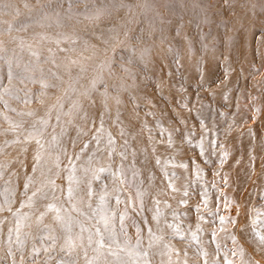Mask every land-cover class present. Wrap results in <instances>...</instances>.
Wrapping results in <instances>:
<instances>
[{
  "label": "rangeland",
  "instance_id": "374dc122",
  "mask_svg": "<svg viewBox=\"0 0 264 264\" xmlns=\"http://www.w3.org/2000/svg\"><path fill=\"white\" fill-rule=\"evenodd\" d=\"M0 5L6 7L0 16L10 20L37 9L24 0ZM107 12L29 32L0 25V232L7 235L0 236V253L12 252L16 264H36L40 254L49 261L55 257L56 248L40 240L53 235L32 231L42 226L41 213L24 217L21 202L27 205L32 195L23 192L29 183L17 174L27 170V155L42 159L34 179H58L52 167L61 166L60 173L66 167L61 150L32 144L53 137V131L32 126L48 119L42 111L57 106V119L85 133L74 144L97 157H75L78 168L99 173L96 195L105 203L97 204L94 231L103 232L107 216L123 241L124 217L130 248L138 254L129 256L115 245L112 250L126 263L264 264V244L257 238L264 236V93L242 97L244 71L259 63L258 41L264 60V0H115ZM58 37L61 46L70 38L80 41L57 58L42 46ZM49 65L60 76L57 83L40 77ZM254 75L263 78L264 68ZM51 80L57 86L48 91L42 85ZM259 84L264 88V81ZM66 127L56 126V135ZM222 146L226 167L219 158ZM152 152L155 160L145 157ZM161 160L165 168L158 166ZM164 179L168 184L157 186ZM14 212L22 214L19 226L17 218L5 222ZM10 229L22 232V239L14 234L10 240ZM62 242L79 246L72 239Z\"/></svg>",
  "mask_w": 264,
  "mask_h": 264
},
{
  "label": "bare ground",
  "instance_id": "6f19581e",
  "mask_svg": "<svg viewBox=\"0 0 264 264\" xmlns=\"http://www.w3.org/2000/svg\"><path fill=\"white\" fill-rule=\"evenodd\" d=\"M1 1V0H0ZM35 4H32V0H24L25 3H29L31 5H35L37 9L29 12H25L22 15H20L18 18L14 20H10L6 17H3L4 14H1L0 16V25L3 24V26H6L7 29H17L22 27V29H25L26 31H32L39 29L40 26L48 27V28H58L59 26H68L70 24L69 19L74 18V22H79L82 19H85L88 15L91 13H97V14H106L107 15V7L110 6L115 2V0H34ZM83 3V4H79ZM83 5V6H79ZM92 5H97L96 8H93ZM107 6V7H106ZM6 7L4 5H0V12L5 11ZM2 30L0 29V32ZM82 37H85V33H82ZM57 40L51 41L47 44V46H42V48L46 49L48 51L47 54H51L52 56H56L57 58L63 57L67 52H69L72 49V46L79 43L80 39H73L70 38L69 41L66 43L67 46H61L58 44L60 42L61 38H56ZM82 39V38H81ZM259 40V39H258ZM258 45L256 47L257 52L259 53V63L258 65H255L253 68H250L249 66L246 68V71H244L243 78H242V97H245L248 95H256L260 97H263L264 88L260 87V82L264 81V77L261 78L255 77V73L260 71L264 68V60L261 59L262 54L260 55V46L259 41L257 42ZM256 43V44H257ZM66 48V49H65ZM71 52V51H70ZM19 56V55H18ZM5 57L4 51H1L0 49V58ZM41 59H38L35 61V66L38 65ZM263 60V61H261ZM250 65V63H249ZM58 68L57 66H55ZM17 68H19V71L22 70V64L17 65ZM22 72V71H21ZM253 72V73H252ZM252 73V74H251ZM42 75L40 76L42 80L48 77H53L56 81H60V76L58 74H55V71H53V67L49 65L48 68H45L42 70ZM56 83L51 80L49 85H45V82L42 86L46 87V90H52L54 86H57ZM68 98L66 101L67 103L70 100ZM56 107H52L51 109H48L47 111H42L43 116L47 115L48 119L46 118L43 122H37L34 123L32 127H34L37 131L39 130H49L52 133L53 137L50 140H37L32 141V144H39V145H45V147H49L50 150L59 149L64 153V156H61L59 161L61 163L66 164V167L64 170L60 173V167L52 169L56 173L57 178H54V180H42L38 179L37 176H35L36 179H34V173H36V170L39 166V163H37V160L40 162L42 159L36 158L35 155H27L29 157L28 160V166L26 167L27 170L23 174L18 173L17 174V180H20L24 176V180L28 182L30 185L28 188L27 195H32L33 192H36L37 195L32 198L31 202H28L27 205L30 203V206H25V213L24 217L27 216L28 211L31 212H39L41 213V216L44 217L42 219V226L41 224L38 226H35L32 231L36 232H42L47 234H52L53 236H50V240L45 241V238H40V240L43 242H50L51 246L53 248H56V253L54 259L52 261H49L48 259L43 257L42 254H40L37 263L36 264H42V261L44 260L46 264H59L61 261L71 262L74 263V261H78L77 264H89L90 261H94L95 264H128L126 263L123 258H120L117 255H108V251L105 249H101L100 253H97L95 251L96 244L93 243L91 247L88 246V236L91 234L93 235V240L95 241V231L94 227L95 223L94 215L95 210L97 209V204L99 202L100 195H96V191H99V181L96 175H91V168L86 167H77V163H75V157H78L80 159L81 154L88 158H97L95 155H89L88 154V148L86 145H75L74 141H77V138L80 136H84V132H80L75 130L76 128L73 126V122L67 121L62 122L57 119V116H55L54 111L57 110ZM82 113H78V115H81ZM84 114V113H83ZM60 123H65L67 125L66 130L63 132H59L56 135V126L60 125ZM72 124V125H71ZM227 133V131H226ZM19 138V137H17ZM7 140V139H6ZM20 140V139H19ZM96 141L101 142L100 139H97ZM4 142V141H3ZM7 142V141H6ZM5 142V143H6ZM71 142H73L71 146ZM224 145V144H223ZM30 146V145H29ZM28 146V147H29ZM27 147V148H28ZM224 153L225 148L222 146L220 147L219 151V158L220 162H224ZM154 154H157V152L150 153L151 156H148L147 153H145V157H151L153 160H155ZM49 156L46 155L43 158H46V160H49ZM194 161V157H191ZM178 160V155L176 157L171 156L167 157L165 160V163H169L171 161ZM143 163V161H142ZM163 163V160L159 161L157 164L159 167L165 168L166 164ZM225 163V162H224ZM226 167L225 165H223ZM35 169V170H34ZM47 169V168H46ZM73 169H75L73 173ZM93 169V168H92ZM157 169H159L157 167ZM47 171H51L49 168ZM90 171V172H88ZM27 173V174H26ZM72 174L74 176V180L69 184L68 177ZM173 174H176V172H173ZM60 175V179H59ZM62 175L64 177H62ZM154 176V175H153ZM147 178H151L152 175L149 174L148 176H145ZM156 181V180H155ZM168 179H164V181H159L157 183V186L164 187V185L168 184ZM160 184V185H159ZM71 186L72 188V197L69 199L68 195V188ZM103 193V188L100 189ZM25 193V191H23ZM16 193V192H15ZM91 193V194H90ZM14 194L13 191H9L8 193ZM16 197H22V189H20L16 193ZM8 198V197H7ZM51 206V208L49 207ZM233 211V210H232ZM15 213V212H14ZM233 213V212H232ZM19 221H22V214H19ZM12 218H17V216L11 215L8 217V219L5 220V222L9 221L11 222ZM240 224V223H239ZM81 226L88 229V231H85L84 233H81L80 229ZM93 226V227H92ZM70 228V231H69ZM6 235V233H4ZM3 232H0L1 239H5V235ZM11 236L14 234L19 236V240L22 239V232H16L9 233ZM7 236V235H6ZM55 238V239H53ZM166 233H162L159 236V240H162V242L166 241ZM64 239H72L74 242L79 243L78 247H74L72 244H65L62 241ZM18 240V241H19ZM160 251V249H158ZM10 252L7 253V255ZM4 255L3 253H0V264L2 262H6L7 264H16V258L12 252L11 256ZM35 258L31 259L34 260ZM47 261V262H46ZM22 264V262H21Z\"/></svg>",
  "mask_w": 264,
  "mask_h": 264
},
{
  "label": "snow or ice",
  "instance_id": "6c2138e0",
  "mask_svg": "<svg viewBox=\"0 0 264 264\" xmlns=\"http://www.w3.org/2000/svg\"><path fill=\"white\" fill-rule=\"evenodd\" d=\"M8 79H9V81L12 80L11 67L9 68ZM28 79H31V78H28ZM0 99H2V96H0ZM5 107H7V104H5ZM110 142H111V138H110ZM37 143H39V141H37ZM37 163H39L38 160H37ZM72 171L74 173L75 169H73ZM99 171L100 172H103L104 169H100ZM68 180H69V184L71 185V183L74 180V176L72 174H70L69 177H68ZM28 188H29V185L26 184L25 185V194H27ZM185 194H187V193H185ZM36 195H37V193L36 192H33L32 193V196H30L28 198L29 199V202H31L32 198L35 197ZM68 195H69V199H71V197H72V188H71V186H69V188H68ZM100 200H101V204H104L105 203V197L104 196H101ZM116 202L119 203L120 202L119 199H117ZM25 206H30V203L28 205H26L24 202H21V207H25ZM49 207L51 208V206H49ZM2 210H3V208H2V206H0V211H2ZM8 210L11 211V207H9ZM197 211H198V209H197ZM13 215L14 216H17V224L19 226V219H20L19 213H13ZM41 219H42V216H41ZM153 219H155V217H153ZM219 221H220V225L223 228V226L226 223L225 218L223 216H220L219 217ZM102 222H103V232H108L109 234L107 236H105L103 234V232L101 231V229L99 227H97L96 228V231H95V236L98 239H96L94 241L93 240V235L90 234L88 236V246L89 247H91L92 244L95 243L96 244L95 251L97 253H100V250L101 249L107 248L108 249V255H117L118 256V253L117 252H114L112 250L113 249V246L115 245V248L118 249L119 252H125V251H127L129 256L138 254V253H136L135 249L130 248V239L127 237V233H126L125 228H124V217L123 216L120 217V230H121V232L124 233V236H125V239L123 241L119 240L117 238V235L115 233V230L114 229H111L110 218L109 217H107V216L103 217ZM229 222H231V221H229ZM9 231L11 233V229ZM69 231H70V228H69ZM80 231H81V233H84L85 231H88V229H86L83 226H81ZM136 235H137L136 247L139 248L140 247V244L142 243V241H141L142 233L139 230V228L137 229V234ZM148 235H149L150 238L153 235L152 234L151 227L148 228ZM212 236H213V240H215V233H213ZM257 238L260 240L261 244H264V236H260L259 234H257ZM9 239L11 240V234L9 236ZM53 239H55V238H53ZM17 240H19V236H17ZM233 243H236L235 238H233ZM151 246H152V242H151V239H150V241H149V247H151ZM165 247H167V245H165ZM33 251H35V249ZM242 251L243 250L241 249V253H242ZM143 255L144 256H147V252H144ZM205 255H207V253H205ZM61 264H71V262L61 261ZM89 264H95V262L94 261H90ZM134 264H135V262H134ZM145 264H147V261L145 262ZM225 264H230V262L227 261V260H225Z\"/></svg>",
  "mask_w": 264,
  "mask_h": 264
}]
</instances>
